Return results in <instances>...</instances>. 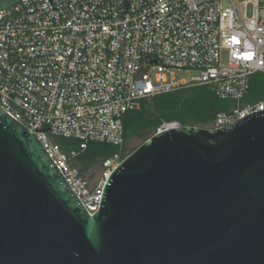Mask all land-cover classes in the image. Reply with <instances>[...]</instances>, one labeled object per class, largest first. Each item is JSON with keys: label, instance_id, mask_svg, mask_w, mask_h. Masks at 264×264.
<instances>
[{"label": "built area", "instance_id": "1", "mask_svg": "<svg viewBox=\"0 0 264 264\" xmlns=\"http://www.w3.org/2000/svg\"><path fill=\"white\" fill-rule=\"evenodd\" d=\"M128 1L129 13L124 0H52L55 9L21 0L0 10V106L36 134L91 215L124 159L123 116L142 98L208 85L234 102L212 128L264 110V99L244 102L251 76L264 73V0ZM55 137L80 147L65 151ZM91 141L120 149L99 185L74 165Z\"/></svg>", "mask_w": 264, "mask_h": 264}, {"label": "water", "instance_id": "2", "mask_svg": "<svg viewBox=\"0 0 264 264\" xmlns=\"http://www.w3.org/2000/svg\"><path fill=\"white\" fill-rule=\"evenodd\" d=\"M0 264H264V110L157 131L112 171L91 215L0 106Z\"/></svg>", "mask_w": 264, "mask_h": 264}, {"label": "trees", "instance_id": "3", "mask_svg": "<svg viewBox=\"0 0 264 264\" xmlns=\"http://www.w3.org/2000/svg\"><path fill=\"white\" fill-rule=\"evenodd\" d=\"M263 99L264 73L257 72L251 76L250 90L244 102ZM233 105L232 100L220 99L208 85H184L169 92L142 98L139 108L129 110L123 116L125 144L134 138H141L144 142L166 122L178 121L181 125L212 128L217 114ZM59 143L65 151H70L79 148L81 141L61 137ZM119 150L118 146L110 143L91 141L75 159L74 165L85 174L94 165H102Z\"/></svg>", "mask_w": 264, "mask_h": 264}, {"label": "rangeland", "instance_id": "4", "mask_svg": "<svg viewBox=\"0 0 264 264\" xmlns=\"http://www.w3.org/2000/svg\"><path fill=\"white\" fill-rule=\"evenodd\" d=\"M222 57H223L222 62L225 63L227 55L225 53H223ZM193 73H194V71H185V70H181V71L176 72L178 77H184V78L190 77ZM60 139H61V137H55V141H57V142H60ZM142 143H143V139H141V138H134V139L130 140L121 149L122 156L126 155L125 157H127L131 152H133ZM104 172H105V169H104L103 164L102 165L96 164L92 168H90L85 173V175L89 179V181L92 185H99L104 178Z\"/></svg>", "mask_w": 264, "mask_h": 264}, {"label": "bare ground", "instance_id": "5", "mask_svg": "<svg viewBox=\"0 0 264 264\" xmlns=\"http://www.w3.org/2000/svg\"><path fill=\"white\" fill-rule=\"evenodd\" d=\"M172 128H174V127H172ZM164 129H167V128H164ZM163 130V129H162ZM111 175V174H110Z\"/></svg>", "mask_w": 264, "mask_h": 264}]
</instances>
